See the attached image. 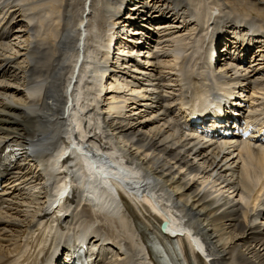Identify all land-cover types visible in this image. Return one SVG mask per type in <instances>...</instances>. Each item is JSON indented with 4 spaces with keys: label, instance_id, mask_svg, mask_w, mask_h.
<instances>
[{
    "label": "bare ground",
    "instance_id": "bare-ground-1",
    "mask_svg": "<svg viewBox=\"0 0 264 264\" xmlns=\"http://www.w3.org/2000/svg\"><path fill=\"white\" fill-rule=\"evenodd\" d=\"M104 1L100 4L108 32L96 59L86 49L87 33L94 28L89 25L92 0L82 1L77 20L72 23L70 17L66 29L57 17L49 28L51 38L46 37L48 48L43 40H34L31 30L36 0H0V22H10L15 15L13 22L18 23V28L11 24L8 30L0 29V145L10 142L24 156L10 164L5 177L6 190H12L6 196L10 201L5 197L0 204V244L17 231L18 245L13 251L0 250V264H7L17 251L21 253L12 264H41L37 251H43L52 239L48 234L56 232L54 219L32 241L25 243L24 238L45 218L52 200L57 206L51 212L55 209L70 226L97 237L102 250L110 249L112 264H149L142 241L152 229L169 240L156 225L165 213L173 225L183 220L198 234L210 256L200 255L196 248L201 244L183 227L186 233L176 236L178 250L172 249L176 264H264V149L245 141L240 155L233 145L195 138L180 112L183 104L204 96L212 83L218 90L225 84L251 85L257 95L255 111L264 112V76L259 70L264 67V30L251 20L207 8L206 19L195 24L201 15L185 0ZM246 5L264 16V7H259L264 0ZM37 18L41 26L48 24L46 16ZM250 32L256 35L250 37ZM133 33L141 37H130ZM229 33L236 35L234 45H219L216 61H208L211 44ZM97 34L91 38L98 44ZM139 38L154 43L142 40L136 46ZM231 49L239 56L232 58ZM133 54L145 58L138 63ZM247 57L250 64L243 68ZM236 79L242 81L227 82ZM88 83H94L92 92ZM75 130L80 140L73 139ZM65 135L79 153H94L99 161L116 166L113 175L150 196L122 188L113 177L95 179L81 154L74 156L72 166L66 160L59 163ZM88 177L92 181L85 182ZM85 183H91L93 193L83 190ZM115 187L120 192L114 196ZM94 191L105 193L108 200L104 203ZM85 203L92 209L88 216L78 210ZM97 220H103L105 232L96 228ZM33 245H38L36 251L30 250ZM7 252L13 254L2 256Z\"/></svg>",
    "mask_w": 264,
    "mask_h": 264
},
{
    "label": "rangeland",
    "instance_id": "rangeland-1",
    "mask_svg": "<svg viewBox=\"0 0 264 264\" xmlns=\"http://www.w3.org/2000/svg\"><path fill=\"white\" fill-rule=\"evenodd\" d=\"M18 1H21V0H18ZM32 1H34V0H32ZM82 1L83 0H36V2L34 4V7H35L34 8V14L35 15H34V18H33L32 24H31V27H32L31 30H32V33L34 34V36H33L34 40H38V39L43 40V43L46 44V47L48 48V45L51 44L50 39L46 38L48 35L51 38V35H50L51 30L49 28L55 26V23H56L58 16H60V22L62 23L61 29L68 28V26H69L68 21H69L70 17L72 18L71 19L72 23H74L77 20L76 16L79 14V12H80L79 10H81V7L83 5V4H81ZM225 1L226 0H222V1L221 0H208V1L207 0H197V1L195 0V2L194 1L190 2L189 0H185V2L188 3V6L191 9H194V8L196 9V12H198L197 14H199V13L201 14L202 13L201 10H203V9L205 10V11L203 10L204 12H207L208 11L207 9H209V10L212 9L216 13H219L221 11L222 14L223 13L226 14L227 17H229V18L235 19V17H233V16H239L240 18H251L252 20L251 19H248V20H251V21L254 20L259 26L264 23V16L259 15V13L254 8L251 9V8H249V6L246 5L247 1H253V0H228V2H226V3H225ZM241 1L243 4L241 3ZM244 1H245V3H244ZM101 2H102V0H92V3H91L92 7L90 9L91 12H90V19H89V21L91 23H89V25L90 24H91V26L93 25L94 28H92V31L91 30L88 31L89 32V33H87L88 37L86 38V44H87L86 49H87V51H91L90 52L91 55L92 56L95 55L96 59L98 58L96 56L101 57L102 52H100L99 50L102 49L101 45L104 43L105 39L107 38V32H108V30H107L108 21L106 18V13L104 12V14H103V12H102L101 4H100ZM103 3H105L104 0H103ZM206 4H207V6H206ZM244 4L246 6H244ZM259 7H264V6L262 5ZM103 11H104V7H103ZM45 12H46V14H43ZM39 15H43V16H46L48 18V24H46L45 27L41 26L40 21L37 18ZM201 20H202V17H201ZM95 29L97 31H95ZM128 31H131V30L127 29L126 33H128ZM91 32L93 33V35L91 34ZM94 33H96V34L98 33L97 38L98 37L99 38H98V40H96V41H98V44L94 41V38H91V36L96 37V34H94ZM99 39H101L100 42H99ZM195 39H199V38H195ZM16 43H18V41ZM89 47H91V49H89ZM136 56H139V55H136ZM142 58H143V56H142ZM144 58H143V60H144ZM103 61H104V58H103ZM93 81H95V80H93ZM94 83H92V84L94 85ZM92 84L91 83L86 84L87 85L86 88L88 89L89 92H92V90H94V86ZM105 85L108 86L107 84H105ZM84 88H85V86H84ZM83 91H84L83 94L87 95V93L85 92V89ZM92 96H94V93L92 94ZM107 97H109V96H107ZM239 197L240 196L238 195L236 198L238 200L244 201V199H242L241 197L239 199ZM244 203H245V201H244ZM85 208L86 207H83L82 210L87 212V210H85ZM23 209H25V207ZM23 212H25V211H23ZM88 214H90V213H88ZM97 221L100 222V220H97ZM102 223H103V220H102ZM14 229H16V228H14ZM14 232L17 233V231H12L10 233V236H9L10 239L6 240L3 243L4 245L0 244V250H3L4 248H6V249H8V251L9 250L13 251L14 249H16V247L18 245V237L14 236V234H16ZM11 244H15V246L13 248H10L9 245H11ZM11 252L4 253V254H2V256L8 257L9 254H11V255L13 254Z\"/></svg>",
    "mask_w": 264,
    "mask_h": 264
}]
</instances>
